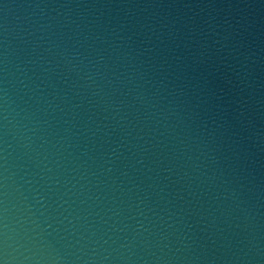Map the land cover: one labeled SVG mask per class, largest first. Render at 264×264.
<instances>
[{
	"label": "water",
	"instance_id": "obj_1",
	"mask_svg": "<svg viewBox=\"0 0 264 264\" xmlns=\"http://www.w3.org/2000/svg\"><path fill=\"white\" fill-rule=\"evenodd\" d=\"M0 264H264V0H0Z\"/></svg>",
	"mask_w": 264,
	"mask_h": 264
}]
</instances>
